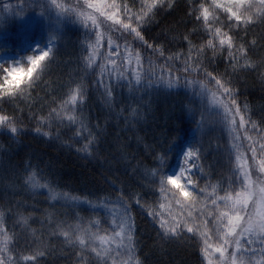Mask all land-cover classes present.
<instances>
[{"label": "snow or ice", "instance_id": "obj_1", "mask_svg": "<svg viewBox=\"0 0 264 264\" xmlns=\"http://www.w3.org/2000/svg\"><path fill=\"white\" fill-rule=\"evenodd\" d=\"M39 7V13L48 24L46 40L42 44H33L27 51L32 54L26 57L0 61V65H6L5 74L0 76V97L6 102H14L17 95H24L26 88L47 69L55 59V51L65 38L70 22L77 30L83 24L89 35L94 30L95 39L87 41V55L83 56L80 65L83 75L66 81L63 98L56 100V106L43 114L29 112L30 120L34 116L32 122L36 127L32 131L35 134L60 140L59 128H65L70 132L69 139L62 141L65 145L82 140L78 152L88 156L100 154L98 149L104 124L93 125L83 114L89 88L86 77L93 72L92 85L98 83L106 105L114 100L118 87L127 83L130 90L133 87L140 89L149 74V88L155 83L172 89L183 82L191 101L186 105V111L194 121V132L192 140L183 141L179 148L175 138L167 147L155 152L153 162L156 166L143 169L141 190L130 187L127 195L122 194L120 185L113 180L114 196L111 193L94 199L76 196L61 190L43 169L27 161L20 174L26 190H46L48 200L63 202L71 208L87 203L93 212L102 209L108 226L103 227L101 219L96 217L84 220L78 213L73 218L75 222H70L45 209L48 224L43 223L42 216L40 229H34L28 223L30 214L12 210L10 222L9 209L0 204V264H38L37 258L53 247L48 243L49 237L62 238V246L66 245L75 253L72 264H144L136 254L135 224L129 209L131 200L147 211L155 229L154 248L187 241L198 247L201 264H264V127L259 126L264 123V116L260 121L252 118L249 105L240 103L237 87L240 83L237 74L243 72H258V79L264 85V31L251 38L248 34V29L257 22L264 25V0H211L210 4L205 0H200L199 4L189 0L185 16H195L193 28H188L181 36L177 21L164 23L156 35L147 39L142 34V26L160 23L156 13L165 7H174V0H143L136 11L126 3L123 19L116 11L120 5L113 0L106 5L111 11H101V15L114 22L110 26L113 31L131 38L119 44L112 35L101 32L96 17L79 4L61 5L51 0L45 6L42 0ZM96 7L99 10V6ZM217 9L226 10V20L221 21ZM89 21L92 28H89ZM197 33L201 36L198 46L190 39ZM103 36H107L109 49L115 46L116 51L100 48ZM175 42L187 45V58L182 61L179 76L164 68V63L157 64V60L170 63L173 57L180 58L182 52L169 51L167 57L164 55L166 45ZM133 45L142 47L134 48ZM149 50L150 54L144 57L142 53ZM98 52L103 55L99 57L97 67L94 61ZM217 53L224 57L223 68L218 67L222 61L216 59ZM22 60H26V67L21 64ZM17 68L22 74L18 77L10 75ZM158 68L163 70L159 75ZM21 76L25 79L23 86ZM135 111L132 110L130 115ZM19 120L16 111L9 113L0 107V135L15 139L23 127ZM206 122H209V130L222 126L227 132L228 142L223 150L230 167L223 168L216 181L205 180L200 185L193 176L197 174V168L201 173L204 168L199 163L200 149L192 147V143L196 131L202 130ZM54 126L58 129L56 132L51 131ZM253 130L255 135H250ZM241 133L249 145L251 164L242 151ZM126 157V153H121V159ZM253 169L259 175L254 177ZM200 179H203L202 175ZM221 188L223 194L218 195ZM21 233L24 244L17 249L16 241L21 238Z\"/></svg>", "mask_w": 264, "mask_h": 264}, {"label": "trees", "instance_id": "obj_2", "mask_svg": "<svg viewBox=\"0 0 264 264\" xmlns=\"http://www.w3.org/2000/svg\"><path fill=\"white\" fill-rule=\"evenodd\" d=\"M41 2L42 0H0V12L13 9L17 14L38 16L41 11L39 7ZM112 2L113 0H56V3L61 5L79 4L85 11L96 17L101 32L112 35L119 44L131 38L126 34L121 35L120 32L113 31L110 26L114 22L101 15V11H111L106 5ZM115 2L120 5L116 11L123 19V6L127 3L131 9H136L141 0H115ZM195 2L199 4L200 0H195ZM43 3L47 6L51 0H43ZM188 3L189 0H174V7L170 9L165 7L156 13L160 23L153 22L143 25L142 34L146 39L150 38L157 34L161 24H171L177 21L176 26L180 29V35L183 36L188 28L194 27L195 21L194 15L191 18L185 16ZM205 3L210 4L211 0H205ZM89 4L94 7H88ZM96 6H99V10ZM53 11H55L54 7ZM217 15L221 21L227 19V14L222 10L217 9ZM92 27L89 21V28ZM262 31H264V25L257 22L248 29L249 38L251 35L258 36ZM43 36L42 33L34 31L20 39L15 37L3 39L0 42V54L11 53L18 56L29 54L30 52L27 53V51L33 44H42L45 41ZM90 39H95L94 30L89 35L84 30L83 24H80L77 30V26L70 22L65 38L55 51V59L48 64L40 77L26 88L24 95H17L14 102H6L4 98L0 99V107L6 108L9 113L16 111L20 117L19 122L23 125L21 133L15 139L0 135V204L9 209L10 222L13 220L12 210H19L26 215L30 214L28 223L31 228L40 229L42 216L43 223L48 224V217L44 214V210L49 209L56 217L66 218L70 222H75L73 218L77 213L84 220L96 217L101 219L103 227H107V219H104V213L100 211L93 212L90 208L81 206L71 208L62 204H49L44 194H33L26 190L20 176L25 163L31 161L32 164L43 169L45 175H48L61 190L76 196L88 199H94L105 193H111L114 196L116 189L112 184L113 180L120 185L122 194L127 195L130 187L141 190L143 169L156 166L153 162L155 152L167 147L169 142L175 138L178 147L181 139L189 138L193 129L194 121L189 118L186 111V105L191 101L183 82L177 88L172 89L158 86L155 83L149 88L147 84V79L151 78L149 74L140 89L133 87L130 90L127 83L118 87L114 93V100L106 105L101 90L98 89V83L97 86L92 85L95 76L93 72L86 77L89 88L86 102L83 104V114L93 125L95 123L104 124V134L98 149L100 154L88 156L78 152L77 147L83 143L82 140H74L65 145L62 141L68 140L70 136V132L65 128H59L60 140L48 139L35 134L32 131L36 127L32 122L34 116L30 120L29 112L43 114L48 108L56 106V100L63 98L62 93L65 91L66 81L83 75L80 65L83 56L87 55V41ZM190 39L198 46L201 36L197 33L195 36H190ZM81 45H83V50H81ZM133 47H142V45H133ZM100 48L103 51H116L115 46L109 49L107 36L101 38ZM169 51L182 52V54L179 59L173 57L170 63L157 60V64L164 63V68L179 76L178 70L182 67V61L187 58V45L182 42L166 45L165 57L168 56ZM149 54L150 50L142 53L144 57ZM101 55L103 52H98L97 59L94 61L97 67ZM208 55L210 56L211 53ZM216 59L222 61L218 67L223 68V55L217 53ZM156 71L159 75L163 70L158 68ZM128 74H131L130 69ZM183 75L187 77V73ZM195 78L200 79L199 76ZM237 78L240 80L237 85L240 92V103H247L249 114L254 120L260 121V118L264 116V90H262L264 85L258 79V72L238 73ZM143 91L155 93L150 103L148 117L141 125L128 126L124 117L128 110L137 103V95ZM259 126L264 127V123ZM57 130L55 126L51 129L53 132ZM249 134L255 135V131H250ZM197 135L193 144L200 147V164L204 168L203 179L197 176V180L200 185H203L205 180L216 181L222 174L223 168L230 167L225 160L223 150V146L228 142V136L222 126L212 127L209 130V122H206ZM240 139L242 151L251 164V152L247 151L249 145L244 140L243 133L240 134ZM121 153H126L127 157L121 159ZM257 175L259 173L253 169V176ZM222 194L223 189L221 188L218 195ZM129 209L135 224L136 254L144 264H201L202 257L199 249L190 242H178L154 248L152 242L155 229L151 226L146 209L141 208L135 200L130 201ZM61 240L62 238H48V243L53 247L44 256L37 258L38 264H72V257L75 253L66 245L62 246ZM22 244H24L23 233L16 241L17 249ZM24 250L27 252V247ZM215 255L218 256V254Z\"/></svg>", "mask_w": 264, "mask_h": 264}, {"label": "rangeland", "instance_id": "obj_3", "mask_svg": "<svg viewBox=\"0 0 264 264\" xmlns=\"http://www.w3.org/2000/svg\"><path fill=\"white\" fill-rule=\"evenodd\" d=\"M142 2L143 0H141V2L138 4V7L140 6ZM136 9H132V10L136 11ZM219 10H222V9H219ZM222 11L226 13V10H222ZM15 13L16 12L13 9L0 12V42L3 39H7L10 37H15L16 39H20L34 31L42 33V35H44L43 37L46 40L49 29H48V24L43 15L39 14L38 16L37 15L26 16L24 14H17V13L15 14ZM29 54H32V53H29ZM27 55L28 54L21 55V56L26 57ZM19 57L11 53H3V54H0V61L9 60V59L14 60V59H18ZM21 64L26 67V60H22ZM5 66L6 65H0V76L5 74L3 70ZM20 79H21V86H23L25 83V79L23 76H21ZM28 79H32V77H28ZM154 94L155 93L153 91H143L139 95H137L138 96L137 103L128 110L127 114L124 117V120L128 126H135L138 124L141 125L145 122L149 114L148 111H149L150 103L153 97L155 96ZM1 98L3 97H0V99ZM134 109L137 111H135L134 115H130V112H132V110ZM198 131H196L195 138L198 136L197 135ZM193 132H194V129L191 131L189 138H182L177 148H179V146L183 143V141L192 140ZM192 147L196 148L199 146L192 143ZM172 160L173 162H175V155L173 156ZM196 173L197 174L193 176V179L195 180H197L198 178L197 176L202 175L199 168H197ZM39 191L47 195L46 190H39ZM51 203L53 202L51 201ZM55 203L63 204V202H60V201H57ZM80 206L86 207V208L90 207L87 203H82ZM99 210L103 211L102 209H99Z\"/></svg>", "mask_w": 264, "mask_h": 264}, {"label": "clouds", "instance_id": "obj_4", "mask_svg": "<svg viewBox=\"0 0 264 264\" xmlns=\"http://www.w3.org/2000/svg\"><path fill=\"white\" fill-rule=\"evenodd\" d=\"M22 74V71L19 69V68H17V69H13L12 70V72L10 73V75H15V76H19V75H21Z\"/></svg>", "mask_w": 264, "mask_h": 264}, {"label": "bare ground", "instance_id": "obj_5", "mask_svg": "<svg viewBox=\"0 0 264 264\" xmlns=\"http://www.w3.org/2000/svg\"><path fill=\"white\" fill-rule=\"evenodd\" d=\"M16 55V54H15ZM16 56H18V55H16ZM19 57V56H18Z\"/></svg>", "mask_w": 264, "mask_h": 264}]
</instances>
